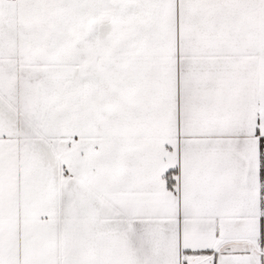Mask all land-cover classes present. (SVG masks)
<instances>
[{"label":"snow or ice","instance_id":"1","mask_svg":"<svg viewBox=\"0 0 264 264\" xmlns=\"http://www.w3.org/2000/svg\"><path fill=\"white\" fill-rule=\"evenodd\" d=\"M0 264H264V0H0Z\"/></svg>","mask_w":264,"mask_h":264}]
</instances>
